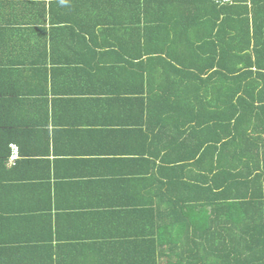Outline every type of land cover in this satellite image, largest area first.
I'll return each instance as SVG.
<instances>
[{"label": "crops", "instance_id": "crops-1", "mask_svg": "<svg viewBox=\"0 0 264 264\" xmlns=\"http://www.w3.org/2000/svg\"><path fill=\"white\" fill-rule=\"evenodd\" d=\"M201 2L0 0V264L138 258L157 164L141 76L160 64L138 58L139 18Z\"/></svg>", "mask_w": 264, "mask_h": 264}, {"label": "trees", "instance_id": "trees-1", "mask_svg": "<svg viewBox=\"0 0 264 264\" xmlns=\"http://www.w3.org/2000/svg\"><path fill=\"white\" fill-rule=\"evenodd\" d=\"M201 3L139 18L138 58L160 64L141 76L157 164L132 264H264V0Z\"/></svg>", "mask_w": 264, "mask_h": 264}, {"label": "built area", "instance_id": "built-area-1", "mask_svg": "<svg viewBox=\"0 0 264 264\" xmlns=\"http://www.w3.org/2000/svg\"><path fill=\"white\" fill-rule=\"evenodd\" d=\"M213 4L217 6L232 5L236 0H211ZM10 156L8 158V164L13 165L18 158V148L14 145H10Z\"/></svg>", "mask_w": 264, "mask_h": 264}]
</instances>
